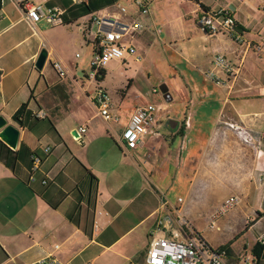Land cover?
Returning <instances> with one entry per match:
<instances>
[{
  "label": "crops",
  "instance_id": "1",
  "mask_svg": "<svg viewBox=\"0 0 264 264\" xmlns=\"http://www.w3.org/2000/svg\"><path fill=\"white\" fill-rule=\"evenodd\" d=\"M39 1L65 11L60 26L81 28L91 59L95 28L85 27L91 15L140 20L135 37L123 39L141 58L111 60L103 79L92 82L77 78V67L51 49L39 71L34 62L49 25L28 24L12 0H0V114L20 131L14 150L0 141V264H38L48 255L61 264H146L150 236L158 229L177 238L198 233L216 249L238 236L224 252L229 264L243 251L253 254L264 237V0H150L148 14L134 0ZM85 4L92 12H84ZM219 9L233 16L241 42L201 29L200 16ZM149 51L167 68L160 85L165 101H172V81H180L175 85L188 101L180 121L165 102L157 104V134L125 150L118 140L131 113L153 103L134 94L129 73ZM217 53L238 68L225 86L203 74ZM48 60L51 66L62 62L66 76L48 79ZM118 67L124 80L110 89L103 83ZM193 70L215 89L197 85ZM96 85L111 93L116 120L97 112ZM213 103L207 130L206 106ZM38 110L46 117L36 118ZM80 126L86 131L75 138ZM236 127L249 130L252 143ZM32 156L39 160L34 172ZM231 195L240 203L210 227L212 212ZM257 264H264V246Z\"/></svg>",
  "mask_w": 264,
  "mask_h": 264
},
{
  "label": "built area",
  "instance_id": "2",
  "mask_svg": "<svg viewBox=\"0 0 264 264\" xmlns=\"http://www.w3.org/2000/svg\"><path fill=\"white\" fill-rule=\"evenodd\" d=\"M23 12V18L28 24H36L44 21L49 26L65 25V11L59 6H48L39 0H12ZM82 3L83 0H73ZM150 0H134V5L141 14H148ZM122 13L126 8L117 5ZM200 27L210 34H226L235 41L241 42L242 37L236 30V22L230 12L225 9L217 11L204 12L199 18ZM86 30L91 32L95 28L94 53L90 61V71L87 74L88 80L96 81V75L111 60H122L127 56H133L140 60L136 47L124 40L125 36L135 37L142 29L140 20L133 19L125 21L109 15H91L85 24ZM52 67L59 78H64L67 73L66 66L59 60L52 62ZM238 68L221 53L214 54L210 67L203 71L205 77L216 85L225 86L229 78L235 77ZM155 92L156 90L153 89ZM93 104L97 112L106 120L117 118L110 113L111 104L110 95L101 87H95L93 95ZM157 106L153 103L136 107L130 115L126 127L122 130L119 137L120 146L127 149H134L141 144L147 134H157L154 129L157 123ZM36 118H45L46 112L38 110L35 112ZM238 134L245 143H252L250 131L236 127ZM86 131V126L78 128L77 138H81L82 133ZM46 152L50 147L45 148ZM32 171L38 168L39 160L34 156ZM33 173L30 180H33ZM241 198L238 195L226 197L212 212L210 216V227L215 225L218 218L226 214L237 204ZM257 242L264 246V237H260ZM225 250L219 251L212 247L208 241L200 234L193 233L185 238H177L174 234L164 232L158 229L150 236L149 244L145 254L146 264H229L225 258ZM258 258L250 252L243 251L238 255L235 264H257ZM38 264H61L54 256L48 255L41 259ZM88 264V263H86Z\"/></svg>",
  "mask_w": 264,
  "mask_h": 264
},
{
  "label": "rangeland",
  "instance_id": "3",
  "mask_svg": "<svg viewBox=\"0 0 264 264\" xmlns=\"http://www.w3.org/2000/svg\"><path fill=\"white\" fill-rule=\"evenodd\" d=\"M45 28L47 29L46 35L48 37V41L45 42L42 49H46V51L52 49L54 56L59 54L67 63L77 67L75 72L77 78H80L81 80L87 79L86 74H88L90 71L91 45L86 44L83 41L81 28L77 26V24L59 27L46 26ZM228 37L230 38V36ZM76 54L78 56H76ZM160 59L161 56H156L154 52L149 51V53L143 56L141 64L136 63L134 67L129 69V73L131 74V77L134 81L133 92L134 94L136 92H141L144 96H146V98H148L149 101L153 102L155 105H159V103L165 102L168 106V110L173 109L174 119L176 121H180V117L186 109V106L182 104L187 103L188 97L184 96L183 91H179V87L176 86L180 81L177 83V81L174 80L176 85L173 81L170 82L169 85L171 89L170 95L172 97V101L170 102L171 106L168 102L165 101L160 90V85L162 83L161 80L168 77V72L166 66L163 62L160 61ZM46 68L48 79L52 80L57 77V74L51 66L49 60L47 61ZM120 71H122V69H120L119 67L117 69H114V71L109 73V75L105 78L103 84L110 89L120 87L121 82L124 80V76ZM193 72L194 81L197 85H201L202 87V84H204L207 85V88H209L210 90L215 89V85L204 79V77L198 71L193 70ZM173 74L174 73L172 72L171 75ZM153 88L157 92L150 95V92ZM109 94L112 98L111 93ZM214 108V103L206 106L208 117H206L207 123L204 127L207 130L211 126L212 118H214L216 113ZM174 113L176 114V116ZM169 114L172 115L171 112ZM230 212L231 211H229L224 216H228Z\"/></svg>",
  "mask_w": 264,
  "mask_h": 264
},
{
  "label": "water",
  "instance_id": "4",
  "mask_svg": "<svg viewBox=\"0 0 264 264\" xmlns=\"http://www.w3.org/2000/svg\"><path fill=\"white\" fill-rule=\"evenodd\" d=\"M46 58V49H41L34 62L35 69L40 71L46 62ZM160 89L162 92H164V89L162 87H160ZM19 133V128L14 124L8 122V120L2 114H0V141L10 149L14 150L18 144ZM72 135L77 138V131L74 130L72 132Z\"/></svg>",
  "mask_w": 264,
  "mask_h": 264
},
{
  "label": "trees",
  "instance_id": "5",
  "mask_svg": "<svg viewBox=\"0 0 264 264\" xmlns=\"http://www.w3.org/2000/svg\"><path fill=\"white\" fill-rule=\"evenodd\" d=\"M85 7H84V12L85 13H90V12H92V10L90 9V7L88 6V5H84ZM201 7L203 8V6L201 5ZM203 10L204 11H207V9H205V8H203ZM237 29H238V27H237ZM103 76H104V70L102 69L97 75H96V81L97 82H99V81H101L102 79H103ZM24 106V105H23ZM17 120H18V118H19V115L17 114H15V116H14ZM238 236H236L233 240H231V241H229L227 244H225V245H223V246H220L219 248H218V250L219 251H223V250H226L227 249V247H228V245L232 242V241H234L236 238H237ZM262 248H263V246L259 243V242H257L255 245H254V247H253V254L257 257V258H259V256H260V254H261V251H262Z\"/></svg>",
  "mask_w": 264,
  "mask_h": 264
}]
</instances>
